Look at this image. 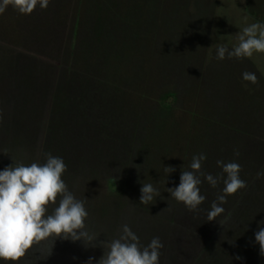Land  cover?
Wrapping results in <instances>:
<instances>
[{
  "label": "rangeland",
  "instance_id": "obj_1",
  "mask_svg": "<svg viewBox=\"0 0 264 264\" xmlns=\"http://www.w3.org/2000/svg\"><path fill=\"white\" fill-rule=\"evenodd\" d=\"M255 22L264 23V0H50L27 15L9 5L0 14V171L61 157L62 179L87 199L86 231L97 238L48 239L0 264H98L102 242L124 224L141 246L159 237L160 264H264L255 242L264 227V121L228 117L224 82L210 93L204 81L214 69L218 79L217 45H238ZM183 63L200 82H178ZM200 154L204 173L226 178L217 161L236 162L247 182L214 221L207 212L223 179L213 188L201 177L197 211L167 192ZM143 183L160 192L148 205Z\"/></svg>",
  "mask_w": 264,
  "mask_h": 264
},
{
  "label": "clouds",
  "instance_id": "obj_2",
  "mask_svg": "<svg viewBox=\"0 0 264 264\" xmlns=\"http://www.w3.org/2000/svg\"><path fill=\"white\" fill-rule=\"evenodd\" d=\"M49 2L50 0H0V14L11 5L20 14L27 15L37 6L46 9ZM237 38L238 45L231 49L227 45H217L218 60L251 58L254 53L264 54V23L255 22L244 27ZM243 79L252 84L258 83L256 74L252 72H244ZM205 160V154L194 155L191 170L182 171L179 185L168 188L167 192L189 211H197L206 200L200 193L201 177L213 188L223 179L222 194L217 196L207 212L206 221H214L225 212L222 205L227 203V197L245 189L247 182L240 178V164L218 160L217 165L222 167L226 178L214 177L202 171V162ZM66 171L64 160L50 153L46 155L43 164L18 163L0 171V260L18 262L35 244L48 239L84 240L86 243L96 240L97 236L86 231L87 199L79 200L69 191L62 179ZM164 171L169 174L175 169L168 166L164 167ZM259 175L261 174L258 173ZM140 191L141 204H151L155 197L160 196L158 189L151 183H143ZM52 205L58 206L49 214L48 209ZM226 219L227 217L219 223L223 225ZM261 223L264 224V221ZM255 242L259 245L260 254L264 255V227L255 233ZM102 246L105 251L98 264H160V250L164 247L159 237H154L147 246H141L139 237L127 224L122 225L118 238L102 242ZM50 254L51 251L48 255ZM91 260L89 258V264Z\"/></svg>",
  "mask_w": 264,
  "mask_h": 264
},
{
  "label": "crops",
  "instance_id": "obj_3",
  "mask_svg": "<svg viewBox=\"0 0 264 264\" xmlns=\"http://www.w3.org/2000/svg\"><path fill=\"white\" fill-rule=\"evenodd\" d=\"M238 1L241 2V0ZM254 54L251 58H242L239 60L237 58H225L224 63L219 60V63L216 64L220 73L222 71L221 75L218 73L217 79L215 69L211 70L212 73L210 75H212V78H207L204 81L208 82L209 91L212 82H224V105L225 111L228 114L230 113L228 117H238L242 120L256 118L258 123L261 124L264 121V63L259 60L261 59V53L260 56H258L259 53ZM216 64L213 65L214 67H210L216 68ZM177 70L178 82H186L185 86L187 85V88L192 82L201 81L200 77L202 76L199 75V71L194 64H179ZM246 71L255 73L258 78V83L252 84L249 81H245L243 79V73Z\"/></svg>",
  "mask_w": 264,
  "mask_h": 264
}]
</instances>
